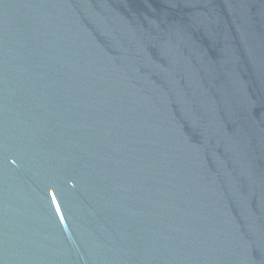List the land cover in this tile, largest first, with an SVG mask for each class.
Wrapping results in <instances>:
<instances>
[{
  "label": "water",
  "instance_id": "95a60500",
  "mask_svg": "<svg viewBox=\"0 0 264 264\" xmlns=\"http://www.w3.org/2000/svg\"><path fill=\"white\" fill-rule=\"evenodd\" d=\"M0 264H264V0H0Z\"/></svg>",
  "mask_w": 264,
  "mask_h": 264
}]
</instances>
